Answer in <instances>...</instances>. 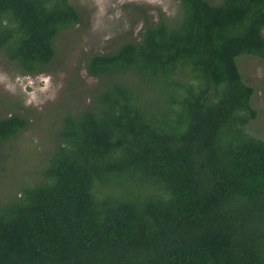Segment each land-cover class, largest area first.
<instances>
[{
  "label": "trees",
  "instance_id": "trees-1",
  "mask_svg": "<svg viewBox=\"0 0 264 264\" xmlns=\"http://www.w3.org/2000/svg\"><path fill=\"white\" fill-rule=\"evenodd\" d=\"M176 1L174 25L88 60L101 88L0 202V264H264V140L238 65L264 61V0ZM81 21L71 0H0V57L45 74ZM28 126L0 115V171Z\"/></svg>",
  "mask_w": 264,
  "mask_h": 264
},
{
  "label": "rangeland",
  "instance_id": "rangeland-1",
  "mask_svg": "<svg viewBox=\"0 0 264 264\" xmlns=\"http://www.w3.org/2000/svg\"><path fill=\"white\" fill-rule=\"evenodd\" d=\"M81 23L61 32L54 62L45 74L29 77L14 71L0 57V115L25 117L28 128L4 147L0 171V202L15 197L24 185L40 181L38 172L53 150L55 135L68 112L76 113L90 104L102 81L86 68L97 54L117 51L138 42L141 32L157 25L161 17L171 25L178 21L181 6L176 0H71ZM218 5L221 0H209ZM264 36V31H263ZM240 71L255 89L258 115L249 132L264 140V61L254 57L239 60Z\"/></svg>",
  "mask_w": 264,
  "mask_h": 264
}]
</instances>
